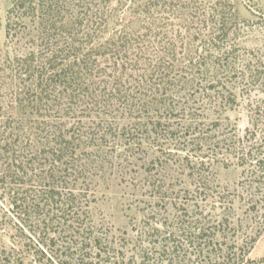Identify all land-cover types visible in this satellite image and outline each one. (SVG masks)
I'll list each match as a JSON object with an SVG mask.
<instances>
[{
	"label": "trees",
	"instance_id": "obj_1",
	"mask_svg": "<svg viewBox=\"0 0 264 264\" xmlns=\"http://www.w3.org/2000/svg\"><path fill=\"white\" fill-rule=\"evenodd\" d=\"M11 14L8 28L31 43L0 57L11 71L0 101L13 100L0 115V231L21 239L19 249L0 246V264L122 263L93 219L89 166L112 136L135 145L136 128L184 132L237 161L232 190L201 161L186 193L202 213L184 235L201 252L215 245L196 264H244L257 232L236 217V204L264 209V46L240 42L253 24L239 19L236 0H15ZM240 106L249 137L223 124Z\"/></svg>",
	"mask_w": 264,
	"mask_h": 264
},
{
	"label": "rangeland",
	"instance_id": "obj_2",
	"mask_svg": "<svg viewBox=\"0 0 264 264\" xmlns=\"http://www.w3.org/2000/svg\"><path fill=\"white\" fill-rule=\"evenodd\" d=\"M14 1L0 0V57L3 59L8 53L13 56L24 52L31 43L29 36L17 35L8 28ZM236 6L239 19L253 24L241 36L242 45L264 46V23L261 20L264 0H236ZM118 21L115 19L111 27H117ZM21 27L24 30V26ZM0 66V99L3 101L11 89V71L3 68V63ZM2 101L1 117L13 100H6L4 106ZM224 116L229 120L225 119L223 124L231 125L234 133L250 136L251 132L246 129L248 117L242 106L234 107ZM177 119H173L175 129L180 123ZM123 126L125 124L120 128ZM128 129L125 127L120 133H126ZM143 130L136 128L133 139L136 144L133 146L124 138L115 143L118 138L112 136L109 143L90 159L89 169L93 173L95 190V202L92 204L94 221L115 240L120 264H180L183 258L188 264H196L205 257H214V244H208L201 252L200 246L185 237L196 229L194 223L202 213L201 208L193 206L195 200L186 192L195 189L201 161L210 164L215 183L230 190L240 181L242 168L236 160L225 158L224 147H216L215 154L201 145H192L184 138V132H176L170 138L163 137L162 133H145ZM263 132L259 130L257 136H262ZM159 182L167 188L165 195L158 192L156 186ZM236 211V217L244 221L247 231L255 227L257 232L253 246L247 241L246 247L251 249L244 264H264V209L257 215L242 202H237ZM243 238L246 239V235ZM20 241L18 237L12 239L8 231H0V246L19 249Z\"/></svg>",
	"mask_w": 264,
	"mask_h": 264
}]
</instances>
